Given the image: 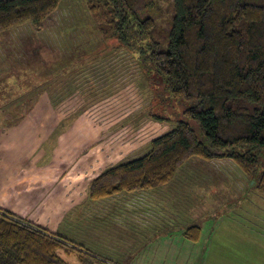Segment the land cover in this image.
I'll use <instances>...</instances> for the list:
<instances>
[{
  "label": "rangeland",
  "instance_id": "obj_1",
  "mask_svg": "<svg viewBox=\"0 0 264 264\" xmlns=\"http://www.w3.org/2000/svg\"><path fill=\"white\" fill-rule=\"evenodd\" d=\"M157 24L166 30L167 15ZM114 44L100 33L84 0H63L41 23L1 31L0 157H109L115 167L144 155L153 138L172 129L173 122L151 115L157 99L136 58ZM8 123L16 129L7 132ZM7 142L12 147L2 146ZM91 165L88 173L80 171L83 178L107 170L101 159ZM255 185L229 158L194 157L179 167L160 196L181 191L180 198L193 206L187 226L191 219L201 221L189 225L200 230L196 239L181 236L183 226L164 238L156 264H246L258 257L264 262V193ZM79 243L89 255L81 261L75 250L59 251L68 264L91 260L92 247ZM95 256L99 264H135L134 257Z\"/></svg>",
  "mask_w": 264,
  "mask_h": 264
},
{
  "label": "trees",
  "instance_id": "obj_2",
  "mask_svg": "<svg viewBox=\"0 0 264 264\" xmlns=\"http://www.w3.org/2000/svg\"><path fill=\"white\" fill-rule=\"evenodd\" d=\"M62 1L0 0V32L39 24ZM84 1L104 38L141 66L157 99L153 118L174 123L144 155L93 178L90 197L164 186L194 157L233 160L264 193V0ZM164 15L166 30L157 24ZM199 230L185 235L196 239ZM61 250H75L81 261L89 255L67 236L0 208V264H68ZM91 257L87 264L97 260Z\"/></svg>",
  "mask_w": 264,
  "mask_h": 264
},
{
  "label": "crops",
  "instance_id": "obj_3",
  "mask_svg": "<svg viewBox=\"0 0 264 264\" xmlns=\"http://www.w3.org/2000/svg\"><path fill=\"white\" fill-rule=\"evenodd\" d=\"M4 125L7 132L16 129V124ZM2 146L12 147L10 142ZM16 150L14 147L13 154ZM41 158L0 157V208L50 232L65 236L71 233L73 239L92 247L90 256L93 253L110 259L118 255L124 260L134 257L135 264H147L143 258L150 256L155 257L156 264L163 254L160 243L182 226L181 236L189 225H201V221L191 219L187 226L186 212L191 214L192 203L180 198L181 191L161 197L169 191L165 185L91 198L89 185L96 173L85 179L80 171L88 173L91 164L97 165L100 159L104 170L111 168L109 157ZM90 263L99 264L98 260ZM246 264L264 262L258 257L257 262Z\"/></svg>",
  "mask_w": 264,
  "mask_h": 264
}]
</instances>
